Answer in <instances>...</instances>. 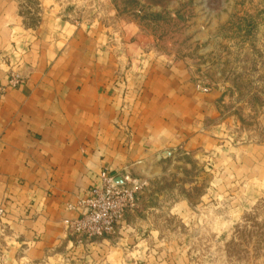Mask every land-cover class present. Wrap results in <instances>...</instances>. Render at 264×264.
I'll use <instances>...</instances> for the list:
<instances>
[{
    "label": "crops",
    "instance_id": "obj_1",
    "mask_svg": "<svg viewBox=\"0 0 264 264\" xmlns=\"http://www.w3.org/2000/svg\"><path fill=\"white\" fill-rule=\"evenodd\" d=\"M66 1L0 0V264H196L184 241L211 220L195 212L209 190L193 200L161 181L173 170L166 158L212 150L202 132L211 97L178 61L145 49L141 23L81 20ZM220 149L215 188L227 225L228 193L242 179L228 182ZM249 156L239 169L252 178L261 164ZM102 170L146 185L112 235L77 237L63 221L83 208L66 206L86 198ZM245 180L241 189L254 183ZM235 201L236 211L248 203Z\"/></svg>",
    "mask_w": 264,
    "mask_h": 264
},
{
    "label": "rangeland",
    "instance_id": "obj_2",
    "mask_svg": "<svg viewBox=\"0 0 264 264\" xmlns=\"http://www.w3.org/2000/svg\"><path fill=\"white\" fill-rule=\"evenodd\" d=\"M67 1L81 20L94 15L141 23L152 39L145 49L178 61L195 89L211 97L202 132L212 136V150L166 158L173 170L164 172L161 185L193 200L209 190L206 209L195 212L211 220L197 221L196 236L184 241L196 264H264V0ZM219 148L227 156L228 182L242 179L228 193L227 225L219 220L215 188L225 165ZM252 153L261 164L255 178L239 169L251 164ZM246 178L254 183L241 189ZM237 199L248 201L244 210L236 211Z\"/></svg>",
    "mask_w": 264,
    "mask_h": 264
},
{
    "label": "built area",
    "instance_id": "obj_3",
    "mask_svg": "<svg viewBox=\"0 0 264 264\" xmlns=\"http://www.w3.org/2000/svg\"><path fill=\"white\" fill-rule=\"evenodd\" d=\"M19 82L16 74L9 79L14 86ZM206 90V89H204ZM146 185L145 180L123 171L120 182L106 173H99V183L90 189L89 195L67 209L83 208L80 215L63 222L71 232L85 239L112 235L124 214L134 208L138 191Z\"/></svg>",
    "mask_w": 264,
    "mask_h": 264
}]
</instances>
